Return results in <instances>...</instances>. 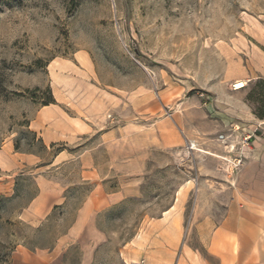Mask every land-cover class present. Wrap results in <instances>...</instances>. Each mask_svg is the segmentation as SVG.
I'll return each mask as SVG.
<instances>
[{
	"label": "rangeland",
	"instance_id": "1",
	"mask_svg": "<svg viewBox=\"0 0 264 264\" xmlns=\"http://www.w3.org/2000/svg\"><path fill=\"white\" fill-rule=\"evenodd\" d=\"M240 108L264 113V0H0V264H216Z\"/></svg>",
	"mask_w": 264,
	"mask_h": 264
},
{
	"label": "crops",
	"instance_id": "2",
	"mask_svg": "<svg viewBox=\"0 0 264 264\" xmlns=\"http://www.w3.org/2000/svg\"><path fill=\"white\" fill-rule=\"evenodd\" d=\"M240 109L243 113L237 112L238 120L235 119L237 124L234 125L240 128L239 131L233 130V125L227 126L229 122L224 123L227 136L232 130L239 135L241 146L238 149L247 157L245 164L237 175L225 180L230 202L224 218L218 224L212 219H204L199 225L205 236L203 245L216 264H264V117H256L244 108ZM250 120L254 125L246 123ZM246 137L249 142L244 141ZM57 159H60L57 164L64 161L59 157ZM91 162L85 164L93 168L85 171L89 177L96 172L95 163ZM115 195L114 192L107 194L103 188H96L80 208L70 236L78 238L90 228L93 217L115 203ZM45 198L50 196H40L33 202V207L41 209ZM57 258L58 255H48L45 260H38L37 264H58Z\"/></svg>",
	"mask_w": 264,
	"mask_h": 264
},
{
	"label": "built area",
	"instance_id": "3",
	"mask_svg": "<svg viewBox=\"0 0 264 264\" xmlns=\"http://www.w3.org/2000/svg\"><path fill=\"white\" fill-rule=\"evenodd\" d=\"M246 86L248 85V81H246V84H245ZM246 86H243L242 84H241V82H235V83H233L232 84V86H231V89H232V91H240V90H243L244 88H246ZM244 141L245 142H249V138L248 137H246L245 139H244ZM241 161L240 160H238V163H240Z\"/></svg>",
	"mask_w": 264,
	"mask_h": 264
},
{
	"label": "bare ground",
	"instance_id": "4",
	"mask_svg": "<svg viewBox=\"0 0 264 264\" xmlns=\"http://www.w3.org/2000/svg\"><path fill=\"white\" fill-rule=\"evenodd\" d=\"M239 82H241V84L243 85V86H246L245 84V82L244 81H239Z\"/></svg>",
	"mask_w": 264,
	"mask_h": 264
},
{
	"label": "trees",
	"instance_id": "5",
	"mask_svg": "<svg viewBox=\"0 0 264 264\" xmlns=\"http://www.w3.org/2000/svg\"><path fill=\"white\" fill-rule=\"evenodd\" d=\"M264 117V113L260 116V118H263Z\"/></svg>",
	"mask_w": 264,
	"mask_h": 264
}]
</instances>
